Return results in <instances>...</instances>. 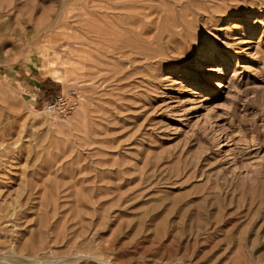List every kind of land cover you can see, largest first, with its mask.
<instances>
[{"label":"rangeland","instance_id":"374dc122","mask_svg":"<svg viewBox=\"0 0 264 264\" xmlns=\"http://www.w3.org/2000/svg\"><path fill=\"white\" fill-rule=\"evenodd\" d=\"M0 264H264V0H0Z\"/></svg>","mask_w":264,"mask_h":264},{"label":"built area","instance_id":"2783aa9c","mask_svg":"<svg viewBox=\"0 0 264 264\" xmlns=\"http://www.w3.org/2000/svg\"><path fill=\"white\" fill-rule=\"evenodd\" d=\"M37 99L42 113L52 120H59L75 111L79 103V94L75 88H69L64 92L52 94L42 92Z\"/></svg>","mask_w":264,"mask_h":264},{"label":"bare ground","instance_id":"6f19581e","mask_svg":"<svg viewBox=\"0 0 264 264\" xmlns=\"http://www.w3.org/2000/svg\"><path fill=\"white\" fill-rule=\"evenodd\" d=\"M181 6H182V5H181ZM85 22H86V21H85ZM82 23H83V22H82ZM153 23H154V22H153ZM151 24H152V23H151ZM181 32H182V31H181ZM188 46H189V45H188ZM219 71H220V69H214V72H216V73L219 72ZM210 84H211V83H210ZM210 84H209V85H210ZM218 85H219V84H218ZM218 85H217V86H218ZM218 87H220V85H219Z\"/></svg>","mask_w":264,"mask_h":264}]
</instances>
